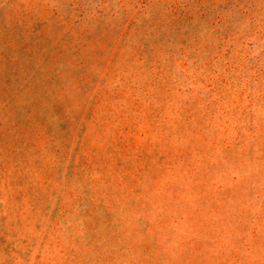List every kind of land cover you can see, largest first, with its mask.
<instances>
[{"label":"rangeland","instance_id":"1","mask_svg":"<svg viewBox=\"0 0 264 264\" xmlns=\"http://www.w3.org/2000/svg\"><path fill=\"white\" fill-rule=\"evenodd\" d=\"M0 264H264V0H0Z\"/></svg>","mask_w":264,"mask_h":264}]
</instances>
